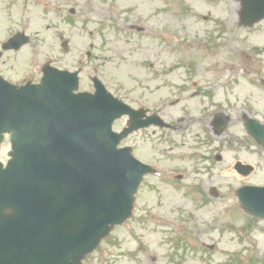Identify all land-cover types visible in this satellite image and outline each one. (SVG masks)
<instances>
[{"label":"water","instance_id":"1","mask_svg":"<svg viewBox=\"0 0 264 264\" xmlns=\"http://www.w3.org/2000/svg\"><path fill=\"white\" fill-rule=\"evenodd\" d=\"M241 24L264 19V0H239ZM73 93L76 73H46L41 85H0V134L12 159L0 166V264H81L110 229L129 215L144 173L111 124L130 110L95 81ZM126 132V133H127ZM1 140V139H0ZM264 216V188L238 191Z\"/></svg>","mask_w":264,"mask_h":264},{"label":"rangeland","instance_id":"2","mask_svg":"<svg viewBox=\"0 0 264 264\" xmlns=\"http://www.w3.org/2000/svg\"><path fill=\"white\" fill-rule=\"evenodd\" d=\"M119 1L120 5L128 8L138 7L142 16L150 17L157 11L155 24L157 23L161 29L169 27L168 36L172 37L173 48L170 50L171 56L168 57L169 62L166 67L169 70L170 63V74L166 78L170 88L153 90L150 69L163 70L161 67H156V64L161 61H154L155 51L159 50L160 53L162 50L158 42L154 45V41L148 38L141 46L126 44L88 46L81 43L83 39L80 25L78 28L69 29L62 24L58 27V34L62 32L65 38L70 39L71 44L68 52H63L58 38V66L76 69L81 59V65L85 68L79 78L80 90L91 88L88 76L93 72L91 69L94 67L95 72L111 93L120 94V91L128 93L131 101H135L136 96L140 95L157 104H161L162 100H168L162 107L163 114L170 117L185 115L194 118L197 114L194 102L198 103V98L190 101L179 100L182 101L181 103L184 101V106L173 104V101H177V95L172 87L180 83L183 79L181 74L184 71L181 70V66H176V61H180L176 59L184 58L183 55H186L190 60L182 61L194 62V70L199 71L201 75L204 69H225L223 73L229 72V69L221 67L223 63L221 59H224L221 54L212 53L201 56L203 52H200L197 47L189 44L184 48L179 40L182 37L200 39L202 37L200 33L211 27L218 28L219 24L225 27L222 38L229 39L232 37L229 32L236 24V3L233 0H175V5L181 13L169 14L156 9V6L160 4L151 3L150 0L149 2L147 0ZM152 22H154L153 19ZM215 22L219 23L217 27ZM186 31L189 36L186 35ZM215 35L219 37L220 33L217 32ZM240 36L249 38L248 45L253 52L252 60L255 69H263L261 76H264V20L253 26L249 34L244 33ZM46 37L49 40L48 34ZM90 47L97 59L91 58L86 61L85 51ZM241 47L244 46L239 45V48ZM164 48L168 49L165 46ZM162 53L166 55L165 51ZM149 57L152 59L148 60ZM227 64L229 65L228 62L225 63ZM203 79L197 76L195 81L201 82ZM224 79L230 80V77H221V85ZM158 84L161 85V82ZM258 88L259 86L255 84L253 113L256 119L262 121L259 116H256L257 112L262 111L264 107V93ZM122 124L121 121H117L114 129L119 130ZM187 124L186 122L180 126V129H183L179 131L181 136L190 133V129L193 128L187 127ZM168 138L170 133L163 139L158 138L160 150L149 153L152 157L142 154L140 159L153 162L164 170L171 168L169 156L172 154L164 149L169 146V143L163 141ZM177 138L179 139L180 136L178 135ZM149 142L146 144L150 148ZM177 151L180 154H198L192 151L189 153L190 150L185 152L178 149ZM255 151L252 159L256 161L258 172L254 182H258L264 179V152L259 149ZM5 152L6 148L0 147V158H5ZM196 155L186 164L189 168L200 163ZM225 159V164L230 165L231 154H226ZM225 167L223 163L220 174L216 173L218 171H212V173L206 170L200 171L203 175L188 176L185 182H177L179 184L173 185V188L166 186L162 180L156 182L155 178H147L140 187V194L134 203L131 217L122 225L116 226L95 251L86 257L83 264H248V259L264 264V221L259 223L250 221L247 228L244 227L247 213L239 209L235 195L236 188L243 181L237 179L233 171L230 172V166ZM217 175L220 198L212 199L200 187L198 180L205 177H211L214 180ZM249 180L251 178L246 182H250ZM207 182L209 181L206 180ZM195 183L198 185H194ZM189 187L192 188L191 193H188ZM179 231L182 234H177ZM185 240H189L188 245Z\"/></svg>","mask_w":264,"mask_h":264},{"label":"flooded vegetation","instance_id":"3","mask_svg":"<svg viewBox=\"0 0 264 264\" xmlns=\"http://www.w3.org/2000/svg\"><path fill=\"white\" fill-rule=\"evenodd\" d=\"M151 1L158 3V0ZM165 2L166 0H163V7L168 12H173L174 7L166 6ZM115 4L116 0H85L88 9L80 15L82 19L80 22L78 10L75 9L79 6V0H0V76L10 82H13L14 77H22L37 83L43 73V67L51 65L58 68V27L63 23L70 29L78 28L79 23L81 29L86 27L85 24H91L92 29L84 38V44L89 46L132 43L134 34L126 29L131 28L132 24L127 21V13L117 10ZM239 29L243 30V33L247 30L236 24L229 32L232 35L229 39L222 38L224 32H220V27H211L204 32L203 42L206 46H212L207 49L221 53L224 57L221 59L223 61L221 67H226L229 72L223 73L225 69H204L201 75L199 71L183 69L181 74L183 79L172 87L177 95V101H173L174 105L184 106V101L199 99L198 103L194 102L197 109L194 118L185 115L170 117L161 112L163 101L157 104L144 97L138 98L136 108L145 107L147 110L146 116L141 117L142 121L150 115H158L168 123L169 127L159 128L155 125L143 127L125 138L124 143H132L131 147L135 153L149 154L158 152L160 150L158 138L163 139L170 133V138L163 141L169 143L164 149L173 154L170 157L172 168L167 172L156 164L158 167H154L153 174L155 178L165 176L164 183L170 178L183 181L187 175L194 173L186 166L189 163L187 154L181 155L177 151L178 148L185 152L190 150V147L198 148L201 159L200 169L209 171H216L218 164L220 166L222 163L225 164V156L229 152L235 156L233 164L239 161L245 165L252 164L250 157L254 155L255 141L246 130V120L254 118L253 89L256 81L261 85L263 69H255L253 52L248 45L249 38L238 36ZM162 30L168 31L169 28L162 27ZM140 32H145V29H141ZM216 32L220 33L218 38L213 37ZM18 34L21 36L16 40V44L22 41L23 35L24 38L27 37L28 42L19 48H11L13 46H8V42ZM61 34L62 32H59V37ZM155 36L157 39V30ZM137 44L142 43L137 42ZM239 45L244 47L239 48ZM155 60H160L158 55L155 56ZM226 62L229 65H225ZM166 73L167 71L152 72L154 78L165 77L168 75ZM208 73L210 75H207ZM197 76L204 79L196 82ZM228 76L230 80L224 79L221 85V77ZM15 83L20 84L22 81ZM196 83L198 85H192ZM181 99L184 100L183 103L179 101ZM217 115L220 116L216 117ZM256 116H259L264 123V107ZM122 122L123 127L126 126L127 117H123ZM186 122L187 127L193 128L190 129V133L179 135L178 139V132L183 130L180 126ZM223 123L224 125L221 126ZM137 133L138 136L134 137ZM145 137L147 139H144ZM146 142H149L150 148ZM202 164L207 166L201 167ZM191 168L194 170V166ZM218 179L217 175L214 182ZM204 184L205 182L201 180V186Z\"/></svg>","mask_w":264,"mask_h":264}]
</instances>
